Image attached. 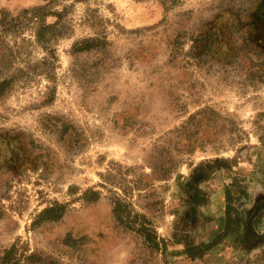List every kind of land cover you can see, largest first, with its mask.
I'll return each mask as SVG.
<instances>
[{
    "label": "rangeland",
    "instance_id": "obj_1",
    "mask_svg": "<svg viewBox=\"0 0 264 264\" xmlns=\"http://www.w3.org/2000/svg\"><path fill=\"white\" fill-rule=\"evenodd\" d=\"M0 264H264V0H0Z\"/></svg>",
    "mask_w": 264,
    "mask_h": 264
},
{
    "label": "trees",
    "instance_id": "obj_2",
    "mask_svg": "<svg viewBox=\"0 0 264 264\" xmlns=\"http://www.w3.org/2000/svg\"><path fill=\"white\" fill-rule=\"evenodd\" d=\"M52 29H53V26H51V25L41 24L39 27V33H40V31L43 32L44 30H52ZM90 43H91L90 40H87V39L83 40L80 44L76 45L75 49L77 51L89 50V48H90L89 44ZM221 163L222 162L220 159H215L214 161H212L211 164H208L207 167L213 168L216 166L217 168H220ZM85 195H87L86 197L89 196L88 200H97L100 197V194L94 190H90V191L86 192ZM227 199H229V196H227ZM197 201L199 202V200H197ZM61 210H63L62 206L47 208L40 214V219L41 220H56L62 216ZM121 211H122V204H120L118 202V200L114 201L113 213L118 219L120 218ZM225 213H226L225 230L222 233V235L217 237L215 240H213L209 244H201L199 246H191V247L187 246L186 252L190 258H193L196 255H201V254L205 253L211 247L216 245L222 237L226 236L227 234H229L230 232L233 231L230 228L232 225V221H231L230 215H229L230 206L228 204L226 206V212Z\"/></svg>",
    "mask_w": 264,
    "mask_h": 264
},
{
    "label": "crops",
    "instance_id": "obj_3",
    "mask_svg": "<svg viewBox=\"0 0 264 264\" xmlns=\"http://www.w3.org/2000/svg\"><path fill=\"white\" fill-rule=\"evenodd\" d=\"M224 224H225V223H224ZM219 247H220V245H215V246H213L212 248H210V249L207 251V256H211V255H214L215 253H217Z\"/></svg>",
    "mask_w": 264,
    "mask_h": 264
}]
</instances>
